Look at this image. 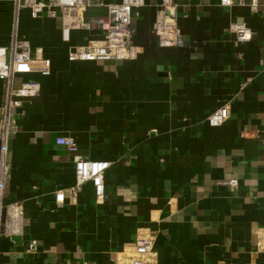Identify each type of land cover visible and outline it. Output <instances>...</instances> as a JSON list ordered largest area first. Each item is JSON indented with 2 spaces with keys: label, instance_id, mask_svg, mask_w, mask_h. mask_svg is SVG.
Returning <instances> with one entry per match:
<instances>
[{
  "label": "crops",
  "instance_id": "obj_1",
  "mask_svg": "<svg viewBox=\"0 0 264 264\" xmlns=\"http://www.w3.org/2000/svg\"><path fill=\"white\" fill-rule=\"evenodd\" d=\"M158 3L145 0L133 18L137 58L115 62L67 59L71 46L102 37L105 9H88L92 29H72L69 42L59 18L18 11V34L51 71L16 79L40 92L11 128L2 202L21 204L22 228L0 264H130L146 233L155 236L147 264H264V0L256 10L175 0L180 33L170 47L152 32ZM13 22V2L0 0V45ZM231 22H245L251 38L236 42ZM224 104L230 116L209 125ZM66 135L75 152L56 143ZM77 158L111 162L103 200L90 182L71 199ZM232 177L237 188L219 182ZM31 240L35 252L26 251Z\"/></svg>",
  "mask_w": 264,
  "mask_h": 264
},
{
  "label": "built area",
  "instance_id": "obj_2",
  "mask_svg": "<svg viewBox=\"0 0 264 264\" xmlns=\"http://www.w3.org/2000/svg\"><path fill=\"white\" fill-rule=\"evenodd\" d=\"M14 5V22L9 43L0 45V79L4 81V97L0 104V236H11L22 228V206L18 201L4 205L3 192L9 169V140L15 113L22 108L25 100L36 97L40 92L39 83L35 80L16 82L19 76L29 74L47 75L51 71V62L40 47H34L30 41L21 37L17 30L18 11L29 9L32 18H59L61 20V37L70 41L72 29L90 31L91 23L86 20L85 12L90 8H103L106 11L108 25L100 39H88L85 43L71 46L67 59L71 62L81 61H119L137 58L140 47L133 43V18L145 0H11ZM222 7L248 6L256 10L259 0H218ZM228 31L236 42L247 41L252 36L251 28L245 22H231ZM152 32L157 37L160 47L175 46L178 43L179 25L175 0H159L156 18L152 24ZM264 48V46H263ZM264 66V59L260 61ZM24 111L21 110V114ZM230 116L227 104L211 111L206 122L211 126L221 125ZM56 143L64 146L69 152L77 150L72 136H59ZM111 165L108 160L77 158L74 162L75 183L69 190L74 200L81 186L90 182L95 198L104 199V175ZM221 184L237 188L236 177L225 178ZM63 190L55 192V203L64 202ZM5 215V219L2 217ZM155 236L146 233L136 240L132 247L130 264H147L153 254ZM36 240H31L26 247L27 252H35ZM87 264V263H86Z\"/></svg>",
  "mask_w": 264,
  "mask_h": 264
},
{
  "label": "water",
  "instance_id": "obj_3",
  "mask_svg": "<svg viewBox=\"0 0 264 264\" xmlns=\"http://www.w3.org/2000/svg\"><path fill=\"white\" fill-rule=\"evenodd\" d=\"M15 242H18L17 235L0 236V247H3V248H0V250H8L9 246H11Z\"/></svg>",
  "mask_w": 264,
  "mask_h": 264
}]
</instances>
